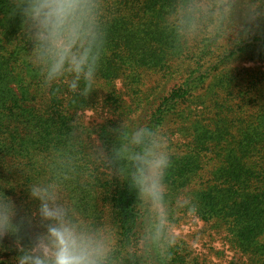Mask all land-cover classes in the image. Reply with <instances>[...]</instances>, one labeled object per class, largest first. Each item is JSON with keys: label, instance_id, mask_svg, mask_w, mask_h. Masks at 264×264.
<instances>
[{"label": "trees", "instance_id": "trees-1", "mask_svg": "<svg viewBox=\"0 0 264 264\" xmlns=\"http://www.w3.org/2000/svg\"><path fill=\"white\" fill-rule=\"evenodd\" d=\"M168 0H105L107 45L94 89L81 103L45 90L28 63L30 45L21 18L7 16L9 0H0V181L5 193L28 207L21 166H41L50 147L67 143L72 124L86 110L100 109L103 121L88 123L85 143L110 147L124 117L154 125L180 119L178 132L189 136L172 153L170 184L196 175L211 161L210 181L192 199L205 220L226 225L237 244L254 255L264 249V71L230 66L217 49L194 46L169 54L160 29ZM230 63L264 62V25L229 52ZM158 79L148 85L146 73ZM179 123V121H178ZM96 135V137H95ZM86 161V156L82 154ZM208 161V162H206ZM66 195L85 216L109 223L119 253H139L141 219L135 194L117 176L97 169L90 181L74 176ZM14 238L0 240V259L13 264ZM125 264L131 262L125 260ZM139 264V261L136 262ZM148 264H199L176 243Z\"/></svg>", "mask_w": 264, "mask_h": 264}, {"label": "clouds", "instance_id": "clouds-1", "mask_svg": "<svg viewBox=\"0 0 264 264\" xmlns=\"http://www.w3.org/2000/svg\"><path fill=\"white\" fill-rule=\"evenodd\" d=\"M7 16L21 18L28 63L41 87L84 108L81 101L96 89L107 45L105 0H9ZM262 25L264 0H168L160 16L169 54L213 48L230 66V50ZM88 133V121L77 119L67 143L50 147L41 166H21L28 207L5 193L13 184L0 181V240L14 238L13 264H148L174 245V210H195L189 194L172 191V151L162 126L124 117L110 147L85 143ZM97 169L117 176L135 194L139 253H119L114 228L82 214L66 195V181H90Z\"/></svg>", "mask_w": 264, "mask_h": 264}, {"label": "rangeland", "instance_id": "rangeland-1", "mask_svg": "<svg viewBox=\"0 0 264 264\" xmlns=\"http://www.w3.org/2000/svg\"><path fill=\"white\" fill-rule=\"evenodd\" d=\"M237 66L264 71V62L238 61L221 72ZM145 75L150 76L149 79L147 78L148 85L154 84V81L158 79L156 74L148 72ZM105 117L106 113L104 111L102 113L100 109H90L84 112V118L88 123L94 124L103 121ZM180 121V119L173 118L163 127L169 136L172 153L182 151L190 141L189 136L186 137L178 132L177 127ZM211 161L196 175L186 178V182L178 181L176 184H172L173 193L185 192L192 197L197 188L211 182L209 180L212 169ZM172 219V231L176 237L174 243L181 245L189 256L195 258L199 264H264L263 248H260L256 257L251 253V249L247 251L246 247L237 244L226 225L219 221L205 220L197 212L186 208H176Z\"/></svg>", "mask_w": 264, "mask_h": 264}]
</instances>
